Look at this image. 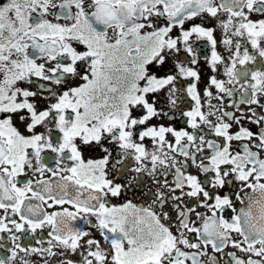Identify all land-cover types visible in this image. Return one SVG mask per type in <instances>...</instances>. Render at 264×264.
Listing matches in <instances>:
<instances>
[{
	"label": "snow or ice",
	"instance_id": "6c2138e0",
	"mask_svg": "<svg viewBox=\"0 0 264 264\" xmlns=\"http://www.w3.org/2000/svg\"><path fill=\"white\" fill-rule=\"evenodd\" d=\"M0 264H264V0H0Z\"/></svg>",
	"mask_w": 264,
	"mask_h": 264
}]
</instances>
